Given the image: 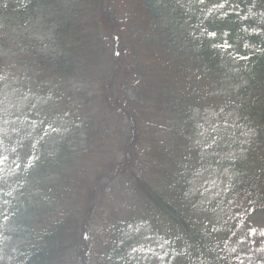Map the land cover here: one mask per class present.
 Instances as JSON below:
<instances>
[{"label":"trees","instance_id":"16d2710c","mask_svg":"<svg viewBox=\"0 0 264 264\" xmlns=\"http://www.w3.org/2000/svg\"><path fill=\"white\" fill-rule=\"evenodd\" d=\"M3 65L19 114L0 139V264H121L98 257L101 223L113 239L139 219L164 264H238L237 223L189 197L185 127L210 109L253 131L227 192L264 210V0H0ZM68 102L75 137H57Z\"/></svg>","mask_w":264,"mask_h":264},{"label":"rangeland","instance_id":"374dc122","mask_svg":"<svg viewBox=\"0 0 264 264\" xmlns=\"http://www.w3.org/2000/svg\"><path fill=\"white\" fill-rule=\"evenodd\" d=\"M41 30L42 28L36 31L40 33ZM9 85H6L8 89L5 95L4 87L0 89V136H8L14 132L11 118L16 113L19 114L18 102L15 101L16 92L12 87H8ZM39 107L42 109L41 105ZM67 108H71L70 102L63 107V118L54 120V124L59 129L57 137L61 135L75 137V126L67 122L69 119ZM43 111L51 112L46 108ZM187 129L191 144L197 149L203 163L200 165V170L189 181L191 196L198 194L200 208L218 200L219 205L216 207L224 214L240 219L234 237L228 245V250L237 254L239 264H264V212H247L245 199L242 196L236 193L227 195L224 191L231 176L230 172L223 167V160L241 153L244 145L254 138L253 133L244 127L236 116L229 113H214L211 110L194 112ZM46 142L45 149H48L51 146L49 138ZM2 148L0 141V161L5 152ZM130 226L125 252H120L119 248L111 244L110 248H103L105 251L98 254V257L109 262L114 253L115 260H121L123 263L128 261L133 264H162L165 250L155 240L148 226L141 221ZM17 244L15 237L7 241L5 255L12 253ZM96 245L99 247L103 245V242L96 240Z\"/></svg>","mask_w":264,"mask_h":264}]
</instances>
